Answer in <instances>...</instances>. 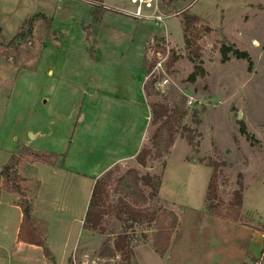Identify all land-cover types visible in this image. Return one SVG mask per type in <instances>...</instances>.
I'll use <instances>...</instances> for the list:
<instances>
[{
  "label": "rangeland",
  "instance_id": "374dc122",
  "mask_svg": "<svg viewBox=\"0 0 264 264\" xmlns=\"http://www.w3.org/2000/svg\"><path fill=\"white\" fill-rule=\"evenodd\" d=\"M103 1L114 9H132L125 1ZM173 2L183 8L164 13L169 17L164 30L154 21L83 3L0 0V172L12 155L19 156L18 183L23 194L31 196L39 187L31 167L36 158L24 148L61 154L68 171L87 177L82 189L91 199L96 181L115 159L148 149L145 167L136 154L110 169L106 205L116 210L130 204L160 220L163 210L178 217L163 257L152 247L155 230L149 226L154 224L147 222L128 230L126 251H115L126 222L108 215L103 233L75 234L76 242L66 246L67 254L57 260L46 258L40 248L16 253L18 214L3 202L0 264H264V0ZM183 9L200 16L197 29H211L197 40L206 75L196 83L187 81L194 64L184 43ZM36 14L45 18L36 21L32 36L24 42L14 40L23 22ZM253 41L260 46L253 47ZM224 43L251 55L252 73L246 61L231 56L229 62H222ZM162 44L170 54L165 66L169 83L161 92L155 89L159 76L145 83L141 65L144 73L151 72L149 50L155 46L166 55ZM172 52L180 58L169 66ZM142 83L149 107L151 103L169 106L165 123L153 124L150 118L148 124L139 114L120 110H125L121 102L132 92L141 94ZM190 97L204 105L189 106ZM143 114H149L146 108ZM241 122L255 143L240 133ZM185 128L195 131L193 145L182 135ZM60 161L54 159L55 164ZM145 174L161 176L157 197L136 184L135 178ZM212 176L216 197L208 201ZM240 181L243 202L235 222L232 203ZM2 193L9 194L0 178ZM18 198L16 204L22 202ZM52 232L56 244L51 247L59 252V230ZM8 249L14 256L10 262Z\"/></svg>",
  "mask_w": 264,
  "mask_h": 264
},
{
  "label": "trees",
  "instance_id": "16d2710c",
  "mask_svg": "<svg viewBox=\"0 0 264 264\" xmlns=\"http://www.w3.org/2000/svg\"><path fill=\"white\" fill-rule=\"evenodd\" d=\"M103 1V0H99ZM160 0V10L165 14L177 13L183 7L182 5L173 2V0ZM182 7V8H181ZM183 9L180 14L183 16V38L186 49L189 51V59L194 64V71L189 75L187 81L190 83H196L199 78H203L206 75L204 69V64L202 60V55L200 54V47L197 45V40L201 37L202 32H211L210 28H196L195 25L199 22V17L196 15L188 14L187 11ZM44 19L43 14H36L28 19H26L20 31L14 36V40L27 41L33 33L34 25L38 19ZM220 54L222 56V62L227 63L230 61L231 56L237 60H243L248 63V72L252 73L254 68V62L251 55L246 51L239 50L234 44L224 43L220 48ZM179 56L172 52L169 66L174 65L178 60ZM147 65V64H146ZM147 75V72H146ZM145 75V77H146ZM151 121L153 124L159 122L165 123V119L169 118L170 108L166 103H151ZM197 116L198 112H194ZM185 134H182L190 145L194 144L195 131L191 129H184ZM240 133L252 144L256 142L255 137L250 134L247 126L244 122L240 123ZM173 134L170 135V144L173 142ZM27 155H31L36 158L34 162H42L44 164L51 165L56 168H61L64 162V156L57 153H42L38 151H33L30 148H24ZM150 151L148 149H141L137 154L136 160L141 166H146ZM54 159H61L60 163L55 164ZM20 157L17 155H12L8 163L4 165L0 172V178H3V191L7 193L19 194L22 198V202L18 206L22 210V221L20 223L18 231V242L28 244L40 248L43 254L48 259H53L52 254L47 245L48 236V225L46 222L36 220L33 217V205L27 196L23 194L18 183L19 174L17 173L16 166L19 164ZM113 171L109 170L102 177H100L94 186L92 196L87 207L85 214L83 230L93 231L103 233V221L108 215L116 216L120 221L126 222L125 232L119 235L114 243V249L117 252L123 253L129 247V236L128 230H135L137 225H142L144 222L149 225L154 224V226H149L155 230L153 233L152 247L155 252L163 257L164 253L168 249L172 237V231L175 230L178 224V217L174 213L162 211L164 215V220H160L159 216L155 217V214L149 215L147 213H142L141 211L134 210L130 204H123L119 206L118 209L114 210L106 205L107 189L109 187ZM136 184L141 183L143 186L150 190V197H157L161 188V176H151L150 174H145L142 176H137ZM239 188L234 192V201L232 207L234 208L235 215L234 221H239V215L241 213V207L243 202V192L244 186L241 181L238 183ZM216 183L214 181V176H212L208 189H207V200L211 201L216 197ZM208 207H211L209 205ZM137 236H133L135 239ZM135 263V262H134Z\"/></svg>",
  "mask_w": 264,
  "mask_h": 264
},
{
  "label": "crops",
  "instance_id": "0c3cea01",
  "mask_svg": "<svg viewBox=\"0 0 264 264\" xmlns=\"http://www.w3.org/2000/svg\"><path fill=\"white\" fill-rule=\"evenodd\" d=\"M141 74L144 76L146 74V71L144 73L143 64L141 65ZM142 79L144 78L142 77ZM144 85L145 84L143 83L141 84L140 95L138 91L135 90L129 95V97L123 99V102H121V104L124 105L125 110H122L123 107L120 108V110L126 111L124 114H130L131 116H133L134 114H139L138 117H142L144 120L146 119L149 124L151 113L150 107L145 100L146 98L144 95ZM140 96L142 97L143 101L141 100ZM145 108L149 113L148 115L143 114V110H145ZM144 139L145 136L142 139L141 147L144 143ZM136 154L138 153L136 152L133 156L118 157L110 164L109 170L112 169V167H114L115 165L136 156ZM31 167L35 172L36 181L38 182L39 187L34 195L26 196L33 205V217L36 220L47 223L48 229L50 230L47 236V245L52 254V257L58 260L61 259L63 255L67 254L66 246L71 245L72 243H74V241L76 242V239L74 238L75 234L78 236L82 234L85 214L90 202L89 195H86L82 189V183L87 177L73 171H68L65 168V162L61 168H56L42 162H34L31 164ZM62 185L71 186L63 187ZM18 196L20 195L13 193L5 195L4 193H2L0 195V209L1 204L3 202H6L9 209L17 212L18 225L15 232L16 244L14 250H16V253H22L24 249H34L37 247L18 242L17 236L20 223L22 221V210L18 206V204L15 203L19 199ZM4 199L6 201H4ZM53 230H59L57 242V244L61 246V251L59 252L56 249L54 251L51 247L52 245L56 244L54 240V233L52 232ZM7 251V260H9V262L13 261V252L9 249ZM58 254L59 256H57Z\"/></svg>",
  "mask_w": 264,
  "mask_h": 264
},
{
  "label": "built area",
  "instance_id": "2783aa9c",
  "mask_svg": "<svg viewBox=\"0 0 264 264\" xmlns=\"http://www.w3.org/2000/svg\"><path fill=\"white\" fill-rule=\"evenodd\" d=\"M68 1L87 4L89 7L95 8L97 10H113L129 18H133L139 21H154L159 27L163 28L164 30L166 29V21L169 19V17L162 13L160 10V0H118L129 3L132 6L131 10L114 9L107 6L104 1L99 0H58L59 3H65ZM162 45L166 48V55H162L160 51L156 50L155 46H151L149 50V60L153 62L152 71L149 72L145 77V83H148L146 81H148L151 76L154 77L155 74L159 76L160 79L158 80V82H155V89L161 92L163 91V87L169 83V78L166 75L165 66L170 54V49L168 48V46L164 44ZM221 103L222 102H219V105ZM187 104L189 106H193L195 104L204 105L201 100L195 99L193 97L189 98Z\"/></svg>",
  "mask_w": 264,
  "mask_h": 264
},
{
  "label": "bare ground",
  "instance_id": "6f19581e",
  "mask_svg": "<svg viewBox=\"0 0 264 264\" xmlns=\"http://www.w3.org/2000/svg\"><path fill=\"white\" fill-rule=\"evenodd\" d=\"M253 46L254 47H259L260 45H259V43L257 41H253Z\"/></svg>",
  "mask_w": 264,
  "mask_h": 264
},
{
  "label": "water",
  "instance_id": "95a60500",
  "mask_svg": "<svg viewBox=\"0 0 264 264\" xmlns=\"http://www.w3.org/2000/svg\"><path fill=\"white\" fill-rule=\"evenodd\" d=\"M237 118H238V120H241L242 119V113H239Z\"/></svg>",
  "mask_w": 264,
  "mask_h": 264
}]
</instances>
